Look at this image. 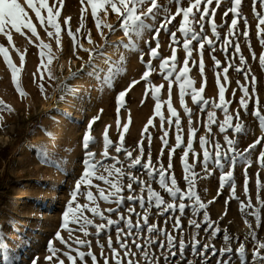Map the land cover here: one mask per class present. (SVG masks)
Returning a JSON list of instances; mask_svg holds the SVG:
<instances>
[{
	"label": "rangeland",
	"instance_id": "1",
	"mask_svg": "<svg viewBox=\"0 0 264 264\" xmlns=\"http://www.w3.org/2000/svg\"><path fill=\"white\" fill-rule=\"evenodd\" d=\"M19 2L22 5L24 4V0H19ZM55 2L56 0H50V3ZM158 3L166 6L169 12L161 11L155 22L151 20L147 21L153 27H159L161 18L166 14H174L177 7L170 0H158ZM187 5L188 0H184L183 6L186 7ZM212 7H215V4ZM227 7H230V3H223L217 10L215 18L217 24L222 23L225 19L230 24L232 14L230 13L227 18L223 17V12ZM256 7L257 11L264 12V9L260 8L259 4ZM80 10V0H64V7L60 17L61 24H63L65 18L71 17L70 25L72 30L75 31L80 24ZM28 12L32 17L33 23L37 26L40 39L51 45L53 60L48 65V68L51 70V78L49 77L48 71L40 67V49L37 46L39 41L31 36V33L27 30H25L24 35L12 30L13 42L16 47L21 52L26 50L25 68L21 74V84L27 95L21 97L17 93L12 83L11 73L4 63L3 57H0V100H3L12 108V111L4 110L0 112V117H2L0 118V264H33L34 260L37 264H48L45 257L50 254L47 251L50 241L61 252L67 251V248L56 239V233L61 228L62 213L70 199L75 182L83 171L82 160L85 155V150L82 147V137L93 118L98 117L92 126L91 132L92 136L95 137L96 143L91 144L89 150L96 154L95 159L98 161L104 159L102 156L104 150L103 134L106 126H110L108 127V136L113 142V146L109 148V156L116 157L123 163L125 169L129 170L128 165L131 163L130 159L125 153H117L115 151V145L119 143V132L123 131V124L128 123L130 115L131 123L125 135L124 147L132 151L134 158L140 155L137 144L142 139V130L148 119L154 117L155 100L152 98L150 90L147 97H145V88L147 85L141 79L143 72L146 70L145 64L150 59L149 42L150 47H156V41L152 39L153 31L151 29L142 30L138 33L133 32L131 35L126 36L120 28V21L114 13L109 12L107 17H103L101 13L102 19L107 23H111L115 28L113 32H109L106 28L103 29L106 39H102L95 28L91 8L87 6L84 14V28L78 34L79 43L83 45V48L95 49L97 53H102L94 55L90 60L88 52L80 48H73L66 30L62 33V47H60L56 44L54 38L47 36L44 28L35 20L34 13L30 10ZM242 12L250 24V40L252 49L257 56L256 60L252 59L248 44L243 36L240 35L238 39L242 53L247 60L245 70L250 68L251 73L258 79L257 92L260 100V110L264 112V70L260 68L258 63L259 55L264 49H262L256 35L255 25L257 19L252 14V0H243ZM181 19L182 17H177L169 25L171 31L177 30ZM243 28L244 24L243 20H241L239 29L242 31ZM196 30L199 31L198 26ZM218 30L221 33L220 40H217L208 25H205L206 34L214 41L216 48V51L213 53L211 48L205 44L203 54L205 76L207 78V86L203 96L210 102L209 106H204L202 103L200 105L194 104L191 100L190 91L185 96L187 106L194 113L192 116V126L197 129L194 148L200 154L201 161L203 160V150L199 145L200 136H206L209 139L210 143L206 147L213 155L214 144L217 140L224 148H227L223 138L224 134L220 133L218 127L219 122L224 118V114L221 110L213 109L210 106L213 101L219 102L218 88L215 84V72L220 73L221 83L226 87V100L233 101L229 108L233 116H235L236 110L239 108V98L242 95L236 81L239 80L241 83H247L249 91L251 92V77L246 82L244 76L238 74L234 69H230L228 72V78L231 83L229 84L224 81L222 69L227 66V61L225 54L221 51V45L227 33V24ZM48 31L53 30L48 29ZM89 31H91L94 44H89L86 39ZM29 38L33 41L32 43H29ZM158 39L160 40L159 55L163 58L170 57L171 47H176L178 57L177 68L182 67L186 55L182 47L183 36L177 31V39L180 41V44H172L171 47L170 34H165L161 30ZM234 43L228 49L229 58H231V54L234 52ZM0 44L9 48L11 58L19 65V55L8 45L7 38L3 34H0ZM193 46L194 49H197L193 51V59L196 60L197 64L193 66L192 60H189V68L191 69L189 77L195 81L194 86L199 88L204 82V77L201 76L198 67L200 60L198 44L193 41ZM45 52L47 53V50ZM141 55H143V61L140 59ZM213 55L221 61V67L219 69L214 70ZM61 58L64 59V63L61 62ZM47 59L48 57L46 55L44 58L45 64H47ZM160 63V59L152 61L155 71L151 73L149 79L155 86L163 85L160 99L161 101H167L169 99L168 80L164 79L166 72L164 74L161 73L159 68ZM234 63L235 65H239L238 57ZM38 68H40L39 71ZM34 72H36L35 82L32 76ZM41 72H43V79L40 77ZM174 77L175 73L170 77L173 80L171 101L173 107L176 108L181 117L182 128L184 130V146H186L188 116L184 113L180 105L179 84L175 82ZM133 80H139L140 82L127 92L125 104L123 107H120L119 113H117L116 100L118 93L128 88V85ZM41 84H43V92L40 90ZM233 89H236L235 98L232 95ZM254 105L255 97L249 103L248 114H245L242 108L240 109V118L248 129L247 134L236 136L231 130L227 133L230 138L239 141L236 147L240 151H243L257 137L262 135L258 122L251 115ZM201 107H204L203 112L200 110ZM208 111L216 112L217 122L211 125V133L208 132L206 127L209 123L207 117ZM162 113L165 117L164 129L169 131V144L174 145L176 131L174 125L169 128L166 122L170 116L166 103L162 104ZM118 115L121 125L119 131L117 129ZM233 123H235V120ZM153 124L155 127L149 126L148 133L153 138L151 152L153 163H156L161 149L160 137L163 135L160 127V118L158 116L154 117ZM148 133H145L143 137L144 162L147 161L149 147L147 139ZM262 150H264V142L258 145L251 153L253 164L248 169L251 200L253 206L257 208L260 207V203L257 201V172H259L261 183L264 184V169H261L257 162L259 153ZM168 151V148H165L162 157L165 168L168 165ZM182 154L183 148L176 150L173 157L172 172L178 180V186L182 191H186L187 185L182 178L183 173L180 161ZM188 162L190 164L196 163L195 157L191 153L189 154ZM105 163L111 164L114 161L109 159ZM157 167H159L158 164ZM244 167L245 165L243 163L238 164L235 168L234 175L236 195L240 198V201L247 203V198L244 195ZM209 168L213 170L214 174L203 179L198 177L197 191L201 201L206 204V211L210 219L214 222L213 228L219 227L221 229V232L215 238L211 236L212 229H208L207 232L205 231L207 228V225L203 223L205 209H199L198 205H195L194 198L185 201L191 206L186 208L182 215L178 211H169L163 216H157L155 215L156 209L153 207L149 223H158L160 228H164L165 217H172L168 221L167 230L176 236L178 245L180 233L173 231L172 225L176 216H180L181 218L183 236L186 243H188V247L185 249L183 257L179 256L178 247L176 257H171L168 254L170 256L169 264H178V262L179 264H187V261H193V264H204L205 257L207 258V264H217L218 260H229L228 254L221 257L219 252V249L229 246L233 250L230 264H241V258L236 253V249L240 243L245 244V264H253L252 250L254 241L251 239L249 235L250 229L244 221L247 219L251 223L252 229L257 233L256 239L264 243V212H262V223L257 228L254 217L251 215L245 216L240 212L239 201L232 199L231 187L229 185L226 184L218 194L220 171L214 168L212 164L209 165ZM130 170L133 174L138 175L140 179L149 181L143 168L137 166ZM194 170L199 173L200 177L205 176L201 163H196ZM228 170L226 167L225 171ZM158 180L159 177L154 176L149 182L155 191H159L164 195L166 200L171 202V198L159 186ZM165 180L166 183L170 184L167 176ZM94 182L100 183L101 187H106L102 182ZM124 182L126 184L127 179ZM133 187L136 188V194L140 195V189L136 185ZM128 194L127 190H125L124 195L127 196ZM143 195L147 199V193L145 192ZM259 196L261 200H264V188L260 190ZM214 198V203H208ZM225 201H228L227 205ZM78 202L84 204L87 201L83 197H79ZM99 203L102 210L108 207H115L114 204H108L102 201ZM177 203H179L178 200ZM125 206L130 207L132 205L126 202ZM135 207L136 211L142 214L143 209L139 207L138 203ZM121 211H123V208ZM225 211L227 212L226 215H224ZM86 214L91 218L90 213ZM111 218L117 219V216L113 214ZM132 219L133 223H135L137 218L133 215ZM189 220H196L198 223H201L199 236L197 237L200 241L201 249L204 244L214 245L217 249L216 255H212L211 249L204 255H197L193 252L191 238L196 230L189 226ZM94 223H101V221L99 218H96ZM89 231L94 233L95 229L90 228ZM225 231L231 237L227 242L223 239ZM109 234L112 237L113 246L119 248L115 243L116 231L114 227L108 232L102 233L99 236V242L104 245V254L108 256L111 264V252L107 247ZM61 235L65 240H69L67 231H61ZM142 235L146 237L148 234L145 231ZM76 236H79L81 239L91 240V250L96 254L98 264H103V259L100 257V248L97 246V237L91 235L85 238L79 232L73 234V238ZM156 239L164 240L165 238L160 236L156 237ZM69 242L71 243V241ZM137 242L143 243V240H138ZM129 244L131 245L130 240ZM73 247H76V245L73 244ZM81 250L87 252L89 249L85 247ZM132 251L136 252V256L132 258L138 261V264H144L141 254L134 246H132ZM151 251L155 252L156 255L160 254V250L156 245L152 246ZM72 254L75 255L74 252ZM260 254L264 256V250H260ZM121 257H123L122 251ZM61 259H64L65 264H69L66 257L61 255ZM85 259L86 264H92L89 257ZM77 264H79V261ZM125 264H127V258H125ZM159 264H165L162 257ZM255 264H264V260H257Z\"/></svg>",
	"mask_w": 264,
	"mask_h": 264
},
{
	"label": "snow or ice",
	"instance_id": "2",
	"mask_svg": "<svg viewBox=\"0 0 264 264\" xmlns=\"http://www.w3.org/2000/svg\"><path fill=\"white\" fill-rule=\"evenodd\" d=\"M171 3L177 5L174 14H166L161 18L159 27H153L152 24H148L147 21L151 20L155 22L157 16L161 11L166 13L169 10L166 6H162L158 3V0H80L81 4V15L79 27L73 31L70 25L71 17L65 18L63 24L60 22V17L62 9L64 7V0H56L55 3H50V0H24L22 5L19 0H0V34H3L7 38L8 45H10L19 55V65H17L11 58L9 48L5 45L0 44V57H3V61L6 64L8 70L11 73L12 83L15 86L17 93L24 97L27 93L24 91L21 84V74L25 68V56L26 50L21 52L18 47L13 42L12 30L21 35L25 34V30L31 33V36L35 37L39 41L37 45L40 49V67L48 71L49 77L51 78V70L48 65L52 63L53 56L51 45L45 43L40 39L39 33L37 31L36 24L33 23L32 17L29 15L28 10L34 13L35 20L39 22V25L44 28L47 36L54 38L58 46L62 47V33L66 30L67 35L71 40L73 48H80L83 51L89 53V59L91 60L94 55L102 54L97 53L95 49L83 48V45L79 43L78 34L84 28V14L86 7L90 6L91 15L94 21L95 28L99 32L102 39H106L104 36L103 29H108L109 32L115 31L114 26L111 23H107L101 17H107L109 12L114 13L118 20L120 21V28L124 31L126 36L131 35L133 32H140L142 30L151 29L153 31V37L156 41V47H150L149 42V54L150 59L145 64V71L143 72L141 79L146 82L145 97H147L149 90L151 91L152 98L155 100L154 107V117L160 118V127L163 135L160 137L161 149L157 162L153 163L152 160V136L148 133L149 126L155 127L153 124V118H149L147 123L142 130V139L138 142L137 147L139 149L140 155L133 158L132 151H129L124 147L125 135L129 130L131 123V117L129 115L128 123L123 124V131L119 132V143L115 145V151L117 153H125L130 159L131 163L128 165L126 170L123 163L116 157L109 156V148L113 146V142L108 136V127L106 126L103 134L104 150L102 156L104 159L96 160V154L89 150L91 144L96 143L95 137L92 136V126L98 117L93 118V120L88 124L87 130L82 137V147L85 150V155L82 160L83 171L80 177L76 180L73 191L70 194V199L66 204L65 210L62 213V223L60 230L56 233V239L60 241L62 245L67 248V251L61 252L60 249L56 248L52 241L49 242L47 251L50 253L45 257L48 264H65L64 259H61V255L66 257L69 264H86V257H89L92 264H98V258L96 254L91 250L92 244L89 239H81L79 236L73 238V234L79 232L83 237L87 238L91 235L97 237V246L100 248V257L103 259V264H110L108 256L104 254V245L100 244L99 236L102 233L108 232L113 227L116 231V241L115 243L119 248L113 246V240L111 235H108L107 247L111 252V264H125V258H127V264H138V261L134 260L132 257L136 256V252L132 251V246L141 254L144 264H159L161 257L163 258L165 264H169L170 256H177V247L179 249V256H184V251L188 247L183 236V228L181 226L180 216L175 217V221L172 225L173 231L180 233L179 243L177 245L176 236L167 230V224L172 217H165L164 223L165 227L160 228L158 223H149L150 215H152V208L156 209L155 215L163 216L165 213L179 212L181 215L184 214L185 209L191 205L187 204L186 200H192L194 198L195 205H198L199 209H205L203 213V223L207 225L205 231L212 229L211 236L215 238L220 232L219 227L213 228L214 222L210 219L208 212L206 211V204L201 201V198L197 191V179L198 177L203 179L210 177L214 174L213 170L209 168V165H214V168L219 169V191H221L225 185L231 187L232 199L239 201V210L245 216L251 215L256 220L257 228L260 227L262 223V212H264V200H261L259 192L264 188V184L261 183L259 178V172L256 173V188H257V201L260 203V207H254L251 200V195L249 191V174L248 169L252 166L253 161L251 159V153L264 142V112L260 110V100L257 92V77L251 73V69L247 66L246 57L243 55L238 37L243 36L244 40L248 44L249 52L251 53L252 59L256 60L257 56L255 51L252 49L250 40V24L243 15L242 3L243 0H188V5L183 6L184 0H170ZM223 3H230V7H227L223 12V17L227 18L229 14H232V19L230 24L227 20H223L222 23L217 24L216 15L217 10L221 7ZM215 4V7L212 5ZM257 4L260 8L264 9V0H252V14L257 19L256 35L259 39V43L264 49V12L257 11ZM58 5V6H57ZM26 6V7H25ZM203 6V7H202ZM197 16L199 17L197 19ZM177 17H182L179 21V25L176 31H171L169 25L176 20ZM243 20L244 28L241 31L239 29L240 21ZM208 25L213 36L217 40L221 39V33L218 30L227 24V33L223 38L221 51L225 54V59L227 61V66L223 67V79L227 83H231L228 78V72L230 69H234L238 74L244 76L246 82L249 81L251 77V92L247 83H241L239 80L236 81L239 91L242 95L239 98V108L236 110L235 116H233L230 111V105L233 101L226 100L225 93L226 87L221 83L220 73L215 72V84L218 88L219 102H211V107L213 109H219L223 112L224 118L219 122V131L224 134V142L227 148H224L220 142L217 140L214 144V155L210 153L206 145L210 143L206 136L199 137V145L203 150V160H200V154L195 151L194 140L197 135V129L192 126V110L187 106L185 102V96L189 93L191 95V100L194 104L204 106H209V101L203 96L205 88L207 86V78L205 76V63L203 59L205 44L211 48L212 52L216 51L214 41L208 37L205 31V25ZM199 27V31L196 27ZM52 29L53 31H48ZM163 30L165 34H170V47L172 44H180L177 39V31L183 36L182 47L186 53L183 60V66L179 69L177 68L178 57L176 47H171V56L163 58L159 55L158 49L160 48V40L158 39L160 31ZM89 44H94L91 37V31L86 37ZM193 41L198 44V54L200 56L199 60V71L202 77H204V82L199 88L195 87V81L189 77L191 69L189 68V60H192L193 66H196L197 62L193 59L194 49ZM235 41V43H234ZM33 41L29 38V43ZM234 43V52L229 58L228 49ZM47 50V53L45 52ZM47 55V64L44 63V58ZM238 57L239 65H235L234 61ZM80 58V57H77ZM141 61H143V55L140 56ZM160 59L161 63L159 68L161 73L164 74V79L168 80V95L169 99L167 101H161L160 93L163 85L155 86L149 79L152 72L155 71L153 68L152 61ZM214 62V70L221 67V61L217 59L214 55L212 56ZM259 66L264 70V51L261 52L258 58ZM40 68H38V71ZM175 73L174 80L179 84V100L180 105L183 108L184 113L188 116V135L186 146H184V135L182 128V121L176 108L173 107L171 101L173 80L170 77ZM34 82L36 77V72L32 73ZM41 79H43V72L40 73ZM139 80H133L123 91H120L117 96V113H119L120 107L125 104V97L128 91H130ZM41 92L44 91L43 84L40 85ZM233 98L236 95V89L232 91ZM255 97V105L251 115L258 122V126L262 133L261 136L257 137L254 142L249 144L247 148L243 151L237 149L238 144L237 139H232L228 136V131L231 130L236 136L246 135L248 129L243 124L240 118V109L242 108L245 114H248L249 103ZM167 104V110L170 116L167 118V124L169 128L175 127V144H169V131L164 129L165 117L162 113V104ZM7 110L12 111L11 106L7 105L3 100H0V112ZM201 112L204 111V107L200 108ZM103 111V110H101ZM207 117L209 123L206 125L208 132L211 133V125L215 124L216 112L208 111ZM2 118V117H0ZM174 118V119H173ZM235 120V123L233 121ZM120 119L119 115L117 117V129H120ZM148 133L147 139L149 142L147 161H143L144 157V147H143V137L144 134ZM165 148H168V165L165 168L162 157ZM183 148V154L180 157L182 165L183 180L187 185V190L182 191L178 186V180L175 174L172 172L173 169V157L177 149ZM195 157L196 163H201L205 176L200 177L194 169L196 163L190 164L188 162L189 154ZM112 160L114 163H105L106 160ZM47 162V161H45ZM257 162L261 169H264V150L260 151L257 158ZM243 163L245 165L243 176H244V195L247 198V203L240 201V198L236 195V181H235V168L238 164ZM157 164L159 167H157ZM119 165V166H118ZM137 166L144 169L149 181L154 176H158L159 186L164 190L168 197L171 198V202L165 199L159 191H155L151 186L149 181L140 179L138 175L131 172L130 169L136 168ZM228 171H225V168ZM106 173V174H105ZM168 177L169 183H166L165 177ZM125 179L127 183L125 184ZM94 181L102 182L106 187H101L100 183H95ZM136 185L140 189V195L136 194ZM125 190L129 193L127 196L124 195ZM207 191V189H205ZM147 193V199H145L143 193ZM83 197L87 202L80 204L78 198ZM177 200L179 203H177ZM105 202L108 204H114L115 207H108L106 209H101L99 202ZM126 202L132 206L126 207ZM215 198L208 203H214ZM143 209L142 214L136 211V204ZM226 205L228 201H225ZM123 208V211L121 209ZM86 213L91 214V218ZM107 213V214H106ZM127 213V215H125ZM115 214L117 219H112V215ZM195 214V211H194ZM227 212L225 211L224 215ZM133 215L136 216V222L133 223ZM99 218L101 223H94L95 219ZM245 224L250 229V237L254 241V247L252 250L253 264L257 260H264V256L260 254V250H264V243L259 242L256 239L257 233L252 229L251 223L245 219ZM123 225V226H121ZM74 226V227H73ZM189 226L194 228L196 231L193 233L191 238V247L195 254L204 255L211 249L212 255H216L217 249L214 245L204 244L202 249L200 246V241L197 239L199 236V229L201 228V223L196 220H189ZM90 228H94L95 232L89 231ZM61 231H67L69 234V240H65L61 235ZM147 232V236H143L144 232ZM163 236L164 240L156 239V237ZM223 239L225 242L231 239L230 235L225 231ZM131 241V245L129 244ZM138 240H143V243H138ZM71 241V243L69 242ZM166 241V244H165ZM73 244L76 247H73ZM156 245L160 254L156 255L155 252L151 251L152 246ZM88 248L87 252L82 251V248ZM121 251L123 252V257H121ZM232 248L229 246L227 248L219 249L220 256L223 257L228 254L229 260H218L217 264H230ZM75 253L73 255L72 253ZM245 244L240 243L239 247L236 249V253L241 258V264H245L244 258ZM167 253V254H166ZM170 254V256L168 255ZM33 264H37L34 260ZM179 264V262H178ZM187 264H193V261H187ZM204 264H207V258L205 257Z\"/></svg>",
	"mask_w": 264,
	"mask_h": 264
},
{
	"label": "bare ground",
	"instance_id": "3",
	"mask_svg": "<svg viewBox=\"0 0 264 264\" xmlns=\"http://www.w3.org/2000/svg\"><path fill=\"white\" fill-rule=\"evenodd\" d=\"M61 62L64 63V59H63V58H61ZM65 111H66V110H65Z\"/></svg>",
	"mask_w": 264,
	"mask_h": 264
}]
</instances>
